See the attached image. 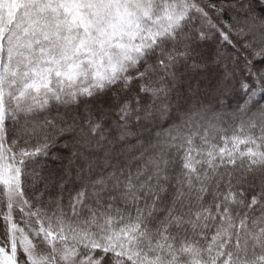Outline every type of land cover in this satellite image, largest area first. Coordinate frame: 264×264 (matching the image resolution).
Returning <instances> with one entry per match:
<instances>
[{
	"label": "snow or ice",
	"instance_id": "snow-or-ice-1",
	"mask_svg": "<svg viewBox=\"0 0 264 264\" xmlns=\"http://www.w3.org/2000/svg\"><path fill=\"white\" fill-rule=\"evenodd\" d=\"M0 264H264V0H0Z\"/></svg>",
	"mask_w": 264,
	"mask_h": 264
}]
</instances>
